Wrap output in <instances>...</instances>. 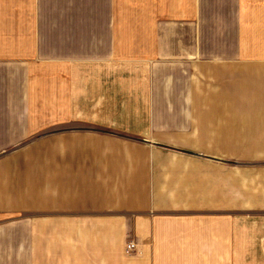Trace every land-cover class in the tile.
Returning a JSON list of instances; mask_svg holds the SVG:
<instances>
[{
    "label": "crops",
    "instance_id": "1",
    "mask_svg": "<svg viewBox=\"0 0 264 264\" xmlns=\"http://www.w3.org/2000/svg\"><path fill=\"white\" fill-rule=\"evenodd\" d=\"M0 264H264V0H0Z\"/></svg>",
    "mask_w": 264,
    "mask_h": 264
},
{
    "label": "built area",
    "instance_id": "2",
    "mask_svg": "<svg viewBox=\"0 0 264 264\" xmlns=\"http://www.w3.org/2000/svg\"><path fill=\"white\" fill-rule=\"evenodd\" d=\"M132 249H133V243H132V242H128V243L126 244L125 251H126V252H129V251L132 250Z\"/></svg>",
    "mask_w": 264,
    "mask_h": 264
}]
</instances>
